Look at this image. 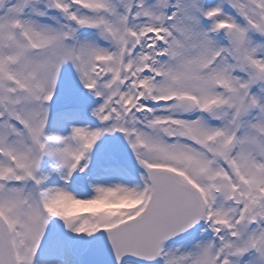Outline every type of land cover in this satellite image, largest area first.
Here are the masks:
<instances>
[{
	"label": "snow or ice",
	"instance_id": "obj_1",
	"mask_svg": "<svg viewBox=\"0 0 264 264\" xmlns=\"http://www.w3.org/2000/svg\"><path fill=\"white\" fill-rule=\"evenodd\" d=\"M0 264H264V0H0Z\"/></svg>",
	"mask_w": 264,
	"mask_h": 264
}]
</instances>
